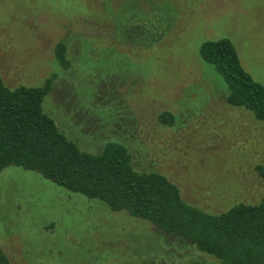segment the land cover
<instances>
[{
    "label": "rangeland",
    "instance_id": "obj_1",
    "mask_svg": "<svg viewBox=\"0 0 264 264\" xmlns=\"http://www.w3.org/2000/svg\"><path fill=\"white\" fill-rule=\"evenodd\" d=\"M227 39L264 86V0H0V77L9 88L55 76L42 108L81 150L124 143L188 204L220 213L264 196V124L227 104L199 54ZM66 45L70 68L55 59ZM172 114L162 125L158 115ZM0 248L10 264H185L211 260L126 212L20 167L0 172Z\"/></svg>",
    "mask_w": 264,
    "mask_h": 264
},
{
    "label": "trees",
    "instance_id": "obj_2",
    "mask_svg": "<svg viewBox=\"0 0 264 264\" xmlns=\"http://www.w3.org/2000/svg\"><path fill=\"white\" fill-rule=\"evenodd\" d=\"M54 52L59 66L68 70L66 45L58 43ZM199 54L227 84V104L264 124V86L242 68L230 41L204 42ZM54 79L37 87L9 88L0 77V172L11 166L37 172L70 193L144 220L211 258L185 264H264V196L255 204L239 202L208 213L183 200L165 175L135 170L129 148L120 141H107L97 153L81 150L43 111ZM158 121L175 123L168 112L160 113ZM256 169L264 177V168ZM0 264H10L1 248Z\"/></svg>",
    "mask_w": 264,
    "mask_h": 264
}]
</instances>
